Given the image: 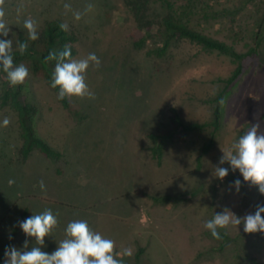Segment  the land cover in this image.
Instances as JSON below:
<instances>
[{
  "label": "rangeland",
  "instance_id": "rangeland-1",
  "mask_svg": "<svg viewBox=\"0 0 264 264\" xmlns=\"http://www.w3.org/2000/svg\"><path fill=\"white\" fill-rule=\"evenodd\" d=\"M176 8L192 27L240 52L260 46L226 99L213 147L203 151L210 130L182 134L167 145L159 164L148 134L167 123L171 107L188 122L209 120L213 106L208 100L223 85L218 80L236 67L231 58L184 39L174 41L162 57L150 53L160 45L157 38L137 47L145 32L124 0H0L5 12L0 19L9 26V36L27 31V18L37 29L59 19L78 35L74 58L95 53L101 61L86 72L93 95L68 97L77 115L63 106L43 75L29 71L23 83V98L39 108L37 133L63 153L59 163L39 151L20 159L16 114L0 102V121H10L0 126V262L15 227L12 245L22 249L27 239L29 250L38 246L18 222L46 209L58 220L42 247L48 253L66 238L69 222L86 220L93 231L114 241L115 252L131 249V256L117 257L122 264L236 261L237 243L219 249L204 223L225 208L244 217L264 204L258 186L243 182L238 170L230 169L223 182L215 178L217 166L229 167L219 164L222 149L230 150L264 111V0H178ZM2 84L0 76V93ZM256 124L264 133V120ZM237 178L239 192L232 185ZM169 194L190 196L178 204L154 200ZM218 231L237 237L242 250L264 261V233H245L243 225Z\"/></svg>",
  "mask_w": 264,
  "mask_h": 264
},
{
  "label": "trees",
  "instance_id": "trees-1",
  "mask_svg": "<svg viewBox=\"0 0 264 264\" xmlns=\"http://www.w3.org/2000/svg\"><path fill=\"white\" fill-rule=\"evenodd\" d=\"M177 1L178 0H124L137 27L145 32L143 37L136 41L137 47L142 48L150 39L157 38L160 45L150 50V53L157 57H162L169 50L174 41L184 39L201 46L204 50L216 51L230 57L232 62L236 64V67L229 77L220 78L218 80L223 85L219 92L208 100L213 106L212 117L209 120L204 122H188L183 118L176 107H171L167 123L162 128L148 134L152 142V156L159 164L164 160L167 145L182 134L210 130L211 137L205 144L203 151L208 152L213 147L223 126L226 99L231 94L232 89L237 86L245 71L246 64L256 56L258 47L260 46L258 42L248 51L240 52L234 45L225 40L215 38L195 29L189 21L183 17L182 13L178 11V8H176ZM155 6L161 8L163 12H155V9H157L154 8ZM61 24L65 23L59 19L46 21L37 29L39 38L35 41L28 38L27 31H20L5 38L13 40L14 65L24 64L32 74L43 75L49 86L51 85L52 73L56 63L55 61H48L46 59L49 53L51 51H62L65 46H68L74 58L78 51V35L69 28L67 31L61 30ZM262 28H264V25H262ZM155 30L156 32H154ZM17 41L25 42L28 45L23 55H21L17 49ZM0 76L3 79L0 93L1 105L9 107L17 117L18 137L20 141L18 154L20 159L22 161H27L34 152L39 151L45 157L59 163L64 157L63 153L51 146L37 133L36 120L39 116V108L35 103L23 98L22 92L24 85L21 84L12 87L5 73L0 71ZM52 89L57 93L59 91L58 88ZM60 101L71 113L78 114L71 106L68 97ZM259 120H264V111L259 117L254 119L255 123ZM248 125L249 124H247V126ZM60 172L61 169L58 168V173ZM189 196L190 195L184 194H169L154 197V200L156 202H174L178 204L187 200ZM11 235L15 238L16 227ZM218 240L220 242L219 249L221 250L231 242L237 243V259L233 264H243L246 262L264 264V261L242 250L237 237H232L226 232H220ZM13 241L14 239H9L5 248L12 245ZM4 251L1 256L0 264H2L5 258Z\"/></svg>",
  "mask_w": 264,
  "mask_h": 264
},
{
  "label": "clouds",
  "instance_id": "clouds-1",
  "mask_svg": "<svg viewBox=\"0 0 264 264\" xmlns=\"http://www.w3.org/2000/svg\"><path fill=\"white\" fill-rule=\"evenodd\" d=\"M64 7L70 9L67 3ZM91 7L92 5H89L88 10H91ZM4 15L5 12L0 9V18ZM74 16L76 20H80L82 14L76 12ZM23 27L27 30L30 40L35 41L39 38L36 24L31 18L23 21ZM60 28L67 31L68 25L61 24ZM9 32L10 28L7 23L0 19V37H4L0 38V71L6 74L9 84L15 87L25 82L29 76V70L24 64L14 65L13 40L5 39L9 36ZM27 48V43L17 41V49L21 55L26 52ZM46 59L56 62L50 86L59 89L58 99L93 95L86 83V72L90 64L98 67L101 63L95 53H90L83 59H75L72 57L71 49L65 46L62 51H51ZM9 123V119L4 118L0 121V126L7 127ZM259 129V124H253L245 134L238 138L230 150L222 149L219 164L227 163L229 167L217 166L215 178L223 182L228 177L230 169L232 173L238 170L243 182L258 186L259 192L264 195V133ZM232 185L239 192L242 186L241 179H235ZM40 186L41 189L45 187L43 182ZM57 224L58 220L51 209L19 221V228L26 238H34L38 246H33L29 250L27 239L22 249L14 245L7 246L2 264H122V260L117 257L132 254L131 249L115 252L114 241L93 231L86 220L69 222L65 228L66 238L58 242V247L53 252H45L42 250L45 246V238L50 236ZM240 225H243L245 233H264V204H258L254 213L244 217L225 208L222 212H216L204 223V227L211 233V236L217 239L220 237L219 229ZM9 239H14V237L9 235Z\"/></svg>",
  "mask_w": 264,
  "mask_h": 264
}]
</instances>
